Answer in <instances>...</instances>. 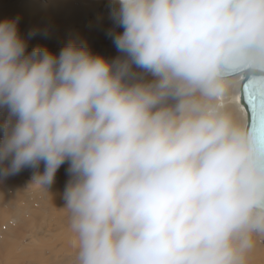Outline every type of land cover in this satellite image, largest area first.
I'll return each mask as SVG.
<instances>
[{"label": "clouds", "instance_id": "clouds-1", "mask_svg": "<svg viewBox=\"0 0 264 264\" xmlns=\"http://www.w3.org/2000/svg\"><path fill=\"white\" fill-rule=\"evenodd\" d=\"M111 19L112 60L29 52L19 18L0 21V177L43 162L49 187L69 162L76 264H246L264 133L227 100L264 80V0H112Z\"/></svg>", "mask_w": 264, "mask_h": 264}, {"label": "bare ground", "instance_id": "bare-ground-1", "mask_svg": "<svg viewBox=\"0 0 264 264\" xmlns=\"http://www.w3.org/2000/svg\"><path fill=\"white\" fill-rule=\"evenodd\" d=\"M78 1L82 2L81 5H78L82 6L83 3H87L91 5L92 8L95 7V4H104L106 6L112 5V0H110L111 2H109V0ZM48 2L49 3L46 5L39 6L37 0H0V21H3L5 19L19 18V32L21 36L27 40L29 52L38 46L41 47L43 45H48L51 49V52H53L54 54H58L65 45L72 42V36H74V33H70L69 29L75 26L74 23H79L80 25L81 21L83 20V18L80 16L83 12H85L84 14L86 16L92 14V18H97L96 13L90 12L92 8H76L75 0H49ZM107 9L109 10V7H107ZM102 17H99V20H102L99 22L97 21V24H92V26H94L91 28L86 39H83V42L85 44H93L94 46H96L98 45V42L102 41L101 38L112 39L109 33L114 29V22L111 20V16H109L110 18L108 19H103ZM84 23L86 22L84 21L83 24ZM87 25L89 27L90 24L87 23ZM34 30L36 34L34 36L29 37V34ZM122 30L123 29L120 28L116 29V31ZM111 45L117 50L114 44ZM116 54H118V50ZM119 54L121 53L119 52ZM148 79H152V77L149 75ZM242 81L243 79L238 80L237 83L234 85L228 97L227 103L239 119L247 122L246 112L240 102V88ZM1 115L2 114H0V117ZM68 167L69 162H66L59 168L56 173L54 182L49 186L50 191L47 192L44 189L42 191L37 190L31 192H38L39 199H42L40 197L51 198L52 202L50 203H52V206L57 208L63 199L62 194L67 184L66 178H68L69 175L67 171ZM29 168L30 170H32L31 172L33 173L32 180L36 181L34 180L35 176L38 172L41 174L43 173L45 165L40 164L38 169L33 167ZM23 174L24 173L22 169L19 173L9 176L8 180H5V178L0 177V264H27V262H29V264H49L51 262V258L45 261L44 253L45 251L53 250V248H55L54 244L39 245V243L30 245L29 247H24L23 245H21L23 244L22 241L28 236L33 237L35 235H38L39 233H43L42 231L44 229L42 225L38 226L36 222L29 221L28 224H22L20 226V228H25V230L23 231L19 227H17V224H6V220L10 213H12L14 217L18 219V221H20L21 223H25L28 219V211L26 207H15L19 205V202H26V199L23 197V194L26 191L25 189H22L27 185L24 184L25 186L23 188L20 187V177L22 178ZM44 192L47 194L44 195ZM38 198H35L33 200V205L35 204L34 202H37L35 205H37L38 202L40 203V200ZM45 206L48 207L46 204ZM22 211L27 212L26 217L23 216V214L21 213ZM68 213L69 212L67 210L60 208L59 212L55 213L54 215L56 217L62 218ZM69 217H67L66 220L60 221L58 224H56V226L60 228L58 230L62 231V233H60L61 236L59 235V233H56L59 236L58 240L60 239L64 242L63 247H65L66 250L70 251L72 247L71 240L72 237L73 239H75V236L71 232L70 224H66L68 223ZM55 230L57 229L54 228V232ZM261 237L264 238V236H257L254 238L255 246L249 252L246 264H264V243L260 242ZM55 238H57V235ZM74 241H76V239L73 240V242ZM16 251H20V253H23L21 256V260L18 259ZM54 263L57 262L54 261Z\"/></svg>", "mask_w": 264, "mask_h": 264}, {"label": "rangeland", "instance_id": "rangeland-1", "mask_svg": "<svg viewBox=\"0 0 264 264\" xmlns=\"http://www.w3.org/2000/svg\"><path fill=\"white\" fill-rule=\"evenodd\" d=\"M37 1L39 3V6L46 5L49 3L48 2L49 0H37ZM75 1H76V3H75L76 8H79V9H81V8L82 9L92 8L91 5H89L87 3H83L82 6H80L82 2H80L78 0H75ZM109 2H111V1L109 0ZM78 4H80V5H78ZM111 6H109V5L106 6L104 4H95V7H93L92 10H90V12L96 13L97 18H92L93 17L92 14L86 16L84 14L85 12H83L80 17H82L86 23L83 24L84 21L81 18V20L83 21V22L81 21V23L83 25L81 23H80V25H79V23H74L75 26H73L71 29H69L70 33H72V32L74 33L73 34L74 36H72V38H73L72 42H75L78 45L79 44H85L83 42V39H86L91 28L95 24H97L99 21L102 20V19L99 20V17L103 16L102 17L103 19L110 18L109 16H111V10H112ZM107 7H109V10L107 9ZM107 13H108V15H107ZM89 18H90V20H89ZM87 23L90 24L91 26L89 25V27H88ZM92 24H94V25L92 26ZM50 30H52V29H50ZM101 40H100L101 42H98V45H96V46H94L93 44H85V45L93 52V54H98V55L104 56L105 58H107L109 60H112V59L116 58L117 56L121 55V54H119V52H118V54H116L117 50L111 45V44H114L113 40L111 38H109V39L108 38H101ZM43 46H45V45H43ZM43 46H41V47H43ZM45 47L51 51V49L48 45ZM148 78H149V76L146 77V79H148ZM2 119H3V116L1 115L0 120H2ZM41 164L44 165L43 162H41ZM27 169L26 168L23 169L24 174L22 175V178L20 177V184H21L20 187L23 188L25 185H27V186H25L27 188L24 187L22 189V190L25 189V191H26L23 194V197L26 199V202H23V201L19 202L18 203L19 205L15 206V207H26L27 211H28V219L25 223H21L20 221H18V219H16L14 217V215L12 213H10L7 220H6V224H12V225L17 224V227L20 228V226L22 224H28L29 221H34L38 224V226L42 225V227L44 229L42 231L43 233H39L38 235H35L33 237L28 236L27 238H25L22 241L23 244H21V245H23L24 247H29L30 245L39 244V243H40L39 245L54 244L55 248H53V250L45 251V253H44V260L45 261L51 258L50 259L51 262L49 264H76L77 244H76V241L73 242V240H75V239H73V237H72V240H71L72 241V247H71L70 251L66 250L65 247H63L64 242L62 240H60V239L58 240L59 236L57 233H59V235L61 236L60 233H62V231L58 230L60 228L57 227L56 224H58L60 221L66 220V218L69 217L70 214L68 213L66 216H64L62 218L56 217L54 214L58 213L59 209L64 207L65 201L62 199L59 206L57 208H55L54 206H52V203H50V202H52L51 198L40 197L42 199H39L38 198L39 193L38 192H31V191H37V190L42 191L45 189L48 192V191H50V187H46L37 181H33L32 180L33 173L31 172L32 170H30L29 167H27ZM69 178H70V175H68V178H66L67 182H68ZM8 179H9V177L5 178V180H8ZM32 183H33V185H32ZM40 188H43V189H40ZM46 194L47 193L44 192V195H46ZM35 198H38L40 200V203L38 202L37 205H35L37 202H34L35 203L34 205L32 203ZM45 204L48 207H46ZM21 213L23 214V216H25V217L27 216L26 211H22ZM48 224H49V226H48ZM66 224H70V217L68 218V223H66ZM49 228L51 231L49 230ZM54 228L57 229V230H55V232H54ZM20 229L23 231L25 230L24 227L23 228L21 227ZM48 230H49V232H48ZM54 233H56V234H54ZM23 234H26V233H23ZM56 235H57V238H55ZM260 242L264 243V238L261 237ZM19 253H20V251H16V254L18 255V259L21 260V256L23 253L22 252L20 254ZM50 255H51V257H50ZM54 261L57 263H54ZM27 264H29V262H27Z\"/></svg>", "mask_w": 264, "mask_h": 264}, {"label": "water", "instance_id": "water-1", "mask_svg": "<svg viewBox=\"0 0 264 264\" xmlns=\"http://www.w3.org/2000/svg\"><path fill=\"white\" fill-rule=\"evenodd\" d=\"M262 93H264V82L247 78L243 79L240 88V102L246 112L249 126H252L250 122L252 102H257ZM256 128L259 129L258 126Z\"/></svg>", "mask_w": 264, "mask_h": 264}, {"label": "snow or ice", "instance_id": "snow-or-ice-1", "mask_svg": "<svg viewBox=\"0 0 264 264\" xmlns=\"http://www.w3.org/2000/svg\"><path fill=\"white\" fill-rule=\"evenodd\" d=\"M250 122L253 127L258 126L259 130L264 133V93L261 94L257 102H252Z\"/></svg>", "mask_w": 264, "mask_h": 264}]
</instances>
